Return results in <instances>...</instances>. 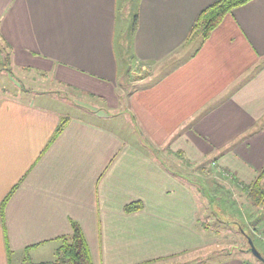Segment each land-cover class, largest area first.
<instances>
[{
    "label": "crops",
    "instance_id": "0c3cea01",
    "mask_svg": "<svg viewBox=\"0 0 264 264\" xmlns=\"http://www.w3.org/2000/svg\"><path fill=\"white\" fill-rule=\"evenodd\" d=\"M218 1L0 0L15 68L117 115L93 113L109 120L98 123L50 108L40 93L0 96V264H13L7 244L22 260L36 245L33 262L54 261L72 223L93 264L198 258L209 236L199 178L217 174L247 197L264 169V0L233 10L203 44L188 42ZM161 64L155 82L137 79ZM119 123L130 131L115 132ZM133 203L141 208L126 212ZM211 264L262 263L239 254Z\"/></svg>",
    "mask_w": 264,
    "mask_h": 264
},
{
    "label": "rangeland",
    "instance_id": "374dc122",
    "mask_svg": "<svg viewBox=\"0 0 264 264\" xmlns=\"http://www.w3.org/2000/svg\"><path fill=\"white\" fill-rule=\"evenodd\" d=\"M190 52L191 51H188L186 53ZM8 57L9 51L5 48V44L0 38V96L3 95L7 97L8 94L11 96L15 94V90L17 93L19 92L21 96H23V94L25 96L31 95L32 92L35 94L40 93V95H46L44 97L46 101H50V108L61 110L66 113L67 116L84 117L97 121L98 123L109 120H99L93 113L99 115L104 114L112 119L117 116L116 114L108 113L105 110V105L103 106L101 103L94 101L92 98L93 96L86 95L79 91V89H63L56 85L51 78H42L43 72L40 74L26 70L25 73L22 72L13 66L11 63L12 61L7 60ZM174 60L176 59L174 58L171 61ZM163 67L164 66L161 64L153 67L151 66L150 68H142L141 71L137 73V79L141 78L145 83L151 84L160 76V71H164V69H162ZM133 68L134 65L131 64V70ZM44 72L48 74L47 71ZM45 77L48 76L46 75ZM139 83L141 82L139 81ZM56 88L65 93L62 91L52 92ZM27 92L30 94H27ZM50 94L54 96H50ZM33 98L35 100L45 99L43 97H37L36 95H34ZM101 107L104 108L103 113ZM116 126H118L121 131L116 130L114 127L115 132L126 134L127 131H130L129 124L127 123H119ZM224 181L225 179L217 174L216 176L213 175L212 178L211 175H204L199 178V186H197V189L199 190L200 201L202 203L199 224L201 232L204 233V235H209L208 245L198 253V258H195L197 254L190 256L183 255L184 257L182 258H176L173 262L174 264H211L229 258V256L237 257L239 254L246 255V257L252 261L260 262L250 252L248 239L253 241L257 250L264 257V237H261V233L254 229L256 226L255 219L257 217L260 218L258 212L261 208L254 204L249 194L247 197L245 195L234 197L232 192L230 193V190L225 187L228 183L226 184ZM239 211L241 213H238ZM213 212L216 214L215 220H213L211 216ZM206 230H208V232H203ZM32 250H34V248L30 249V251ZM15 256L16 254L11 252L13 264H22L24 260H22L23 254Z\"/></svg>",
    "mask_w": 264,
    "mask_h": 264
},
{
    "label": "trees",
    "instance_id": "16d2710c",
    "mask_svg": "<svg viewBox=\"0 0 264 264\" xmlns=\"http://www.w3.org/2000/svg\"><path fill=\"white\" fill-rule=\"evenodd\" d=\"M252 0H219L215 4L206 8L198 17L197 22L191 31L189 41H200L203 44L212 34V32L221 25L227 15L233 12L236 8L242 7ZM10 61V58H7ZM66 120H63V125L59 127L62 131ZM248 194L253 199L254 204L261 208L262 216L264 217V169L260 173L257 181L248 188ZM5 204H3V208ZM141 208L138 204H131L125 207L128 213L138 211ZM73 233L69 237H63L62 246L56 251L55 260L51 262H33L30 258V249L36 247L32 245L24 251V260L22 264H93L90 248L85 239V236L76 223H72ZM243 232V231H242ZM245 235V233L243 232ZM9 256L11 252L7 244ZM11 264V263H10Z\"/></svg>",
    "mask_w": 264,
    "mask_h": 264
},
{
    "label": "water",
    "instance_id": "95a60500",
    "mask_svg": "<svg viewBox=\"0 0 264 264\" xmlns=\"http://www.w3.org/2000/svg\"><path fill=\"white\" fill-rule=\"evenodd\" d=\"M248 243L250 245V252L261 262L264 264V257L263 255L257 250L255 245L253 244V241L251 239H248Z\"/></svg>",
    "mask_w": 264,
    "mask_h": 264
}]
</instances>
